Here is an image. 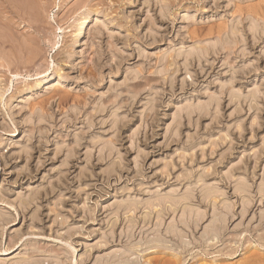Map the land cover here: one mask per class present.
<instances>
[{"label": "rangeland", "instance_id": "1", "mask_svg": "<svg viewBox=\"0 0 264 264\" xmlns=\"http://www.w3.org/2000/svg\"><path fill=\"white\" fill-rule=\"evenodd\" d=\"M32 1L0 0V264L264 247V0Z\"/></svg>", "mask_w": 264, "mask_h": 264}, {"label": "bare ground", "instance_id": "2", "mask_svg": "<svg viewBox=\"0 0 264 264\" xmlns=\"http://www.w3.org/2000/svg\"><path fill=\"white\" fill-rule=\"evenodd\" d=\"M25 1H28V0H25ZM30 1V0H29ZM34 1V0H33ZM32 1V2H33ZM8 3V2H7ZM26 3V2H25ZM11 5V4H10ZM35 8V7H34ZM83 8V7H82ZM24 11V10H23ZM28 12V11H27ZM30 15V14H29ZM95 17L93 14H87V13H79L77 14V17L75 18L76 20H74V22L71 24V28L73 29V40L75 43H78V42H81V39L83 38L84 34H86L85 30H86V25L90 22L91 18ZM13 20V19H12ZM5 26V25H4ZM11 28V27H10ZM6 30V29H5ZM91 31V30H90ZM13 32V31H12ZM220 37V36H219ZM206 44V43H205ZM13 49V48H12ZM189 50V49H188ZM193 52V51H192ZM38 53V52H37ZM36 53V54H37ZM188 54V53H187ZM190 54V53H189ZM196 54V53H195ZM186 55V54H185ZM193 55V54H192ZM70 61V60H69ZM53 75H51L52 77ZM59 77V76H58ZM49 78V77H48ZM46 78H44V83L47 82ZM43 83V81H39L37 82V85H41ZM234 88V87H233ZM237 90V89H236ZM22 91V90H21ZM2 92V91H1ZM250 93V92H249ZM254 94V92H253ZM234 95V94H232ZM252 95V94H251ZM252 98V96H250ZM212 102V101H211ZM206 104V103H205ZM214 105V104H213ZM218 105V104H216ZM188 106V105H187ZM197 106V105H196ZM203 106V105H202ZM207 107V106H206ZM209 107V106H208ZM216 107V106H215ZM197 109L200 111L201 108L200 107H197ZM204 109V108H203ZM194 109L193 108H188L187 109V112H192ZM180 111V110H179ZM185 111V110H184ZM205 111V110H204ZM194 112V111H193ZM180 114V113H179ZM98 146V145H97ZM238 185V184H237ZM240 186L241 188H245V184L243 182L240 183ZM216 192V191H215ZM205 198V197H204ZM168 201V200H167ZM207 201V200H206ZM242 202V200H241ZM211 204V203H210ZM149 206V205H148ZM221 206V205H220ZM205 207V206H204ZM169 208V207H168ZM203 210V209H202ZM155 211V210H154ZM134 213V212H133ZM218 214V213H217ZM225 214V213H224ZM132 215V214H131ZM194 215V218L195 220L194 221H198L199 220V212H196L194 214H192V212L190 211L189 212V216H192ZM178 217V216H177ZM211 219V218H210ZM125 220V219H124ZM123 220V221H124ZM172 220V219H171ZM1 223V222H0ZM225 223H226V219L225 217H220V218H213L211 221H210V224L212 226V231H218L219 229H222L224 228L225 226ZM233 229V228H232ZM161 231V230H160ZM227 231V230H226ZM233 232V231H232ZM220 233V232H219ZM211 236V241L209 243L213 244L215 243L216 239H217V234H212L210 235ZM207 237L206 234L202 235V238H205ZM241 237V235H240ZM210 240V239H209ZM208 240V241H209ZM232 240V239H231ZM207 242V241H206ZM253 243V242H252ZM256 243V242H255ZM229 246V245H228ZM238 246V245H237ZM227 247V246H226ZM253 249V255L251 256H248V257H245L244 260H242V262H238L240 264H245V263H248V264H264V260H263V255H264V247H253L251 248ZM203 250V249H202ZM206 250V249H205ZM230 250V249H229ZM244 250V249H243ZM226 252V251H225ZM121 254V253H120ZM123 254V252H122ZM121 254V255H122ZM205 254V253H204ZM215 254V253H214ZM219 254V253H218ZM223 254V253H222ZM248 254V253H247ZM137 255V254H136ZM224 255V254H223ZM141 257V256H140ZM180 257V256H179ZM216 257V256H215ZM204 258V257H203ZM241 258V257H240ZM178 259V258H177ZM212 259V258H211ZM216 259V258H215ZM208 260V259H207ZM238 260V259H237ZM236 260V261H237ZM195 261V260H194ZM201 261V262H200ZM199 262L200 264H217L218 262H216L215 260H212V261H206V260H203L201 259ZM234 261V260H233ZM162 262V261H161ZM177 262V261H176ZM198 262V261H197ZM108 263V262H107ZM224 263V262H223ZM229 263V262H228ZM150 264V263H149ZM181 264V263H179ZM225 264V263H224Z\"/></svg>", "mask_w": 264, "mask_h": 264}]
</instances>
